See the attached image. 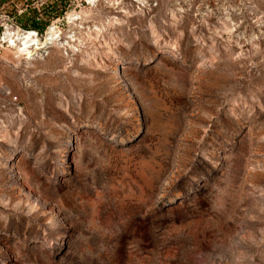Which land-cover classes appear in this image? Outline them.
I'll return each instance as SVG.
<instances>
[{
	"label": "rangeland",
	"instance_id": "rangeland-1",
	"mask_svg": "<svg viewBox=\"0 0 264 264\" xmlns=\"http://www.w3.org/2000/svg\"><path fill=\"white\" fill-rule=\"evenodd\" d=\"M62 4L0 64V264H264V0Z\"/></svg>",
	"mask_w": 264,
	"mask_h": 264
},
{
	"label": "built area",
	"instance_id": "built-area-1",
	"mask_svg": "<svg viewBox=\"0 0 264 264\" xmlns=\"http://www.w3.org/2000/svg\"><path fill=\"white\" fill-rule=\"evenodd\" d=\"M24 1L26 8L16 11H8L0 4V64L6 62L5 52L14 50L19 42L18 34L30 33L46 42L41 49L44 54L62 39L63 0Z\"/></svg>",
	"mask_w": 264,
	"mask_h": 264
},
{
	"label": "bare ground",
	"instance_id": "bare-ground-1",
	"mask_svg": "<svg viewBox=\"0 0 264 264\" xmlns=\"http://www.w3.org/2000/svg\"><path fill=\"white\" fill-rule=\"evenodd\" d=\"M22 34H18L19 42L15 43L14 50L5 52L6 62L17 64L22 59L31 58L39 49L44 48L46 42L41 43L40 40L33 37L30 33Z\"/></svg>",
	"mask_w": 264,
	"mask_h": 264
}]
</instances>
